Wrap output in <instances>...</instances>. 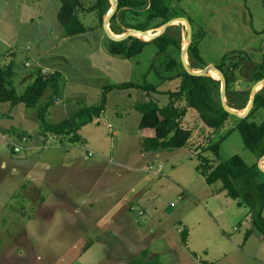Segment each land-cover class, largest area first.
I'll return each instance as SVG.
<instances>
[{
    "label": "rangeland",
    "instance_id": "rangeland-1",
    "mask_svg": "<svg viewBox=\"0 0 264 264\" xmlns=\"http://www.w3.org/2000/svg\"><path fill=\"white\" fill-rule=\"evenodd\" d=\"M109 1L112 8L113 2ZM143 2L139 11L147 10V2ZM171 3L169 0L172 12L183 14L195 25L210 14L209 8H203L202 0ZM249 5L248 31L263 30L264 0H249ZM60 8V0H0V66L11 68L9 88L14 87L21 95L38 73L61 75L59 94L54 96L48 90L40 103L53 102L47 112L48 122L58 124L73 118L81 109L99 106L108 85L148 83L160 93L113 91L108 95L103 116L78 132L80 141H75L74 133L44 134L38 116L40 106L0 104V264H108V256L113 254L106 255L100 242H91L103 229H88L101 218L105 219L106 228L129 225L130 235L133 229L153 233L146 246L151 252H160L165 264H264V236L254 230L249 241L244 242L247 231L253 228L252 222L245 219L247 208L239 207L237 201L228 197L221 182L208 185L200 170L202 158L214 166L235 155L250 167L263 163V157L258 158L245 147L241 133L235 129V120L221 130H213L196 111L190 110L181 121V126L191 131V139L184 148L159 153L142 151L140 143L148 133L139 129L142 116L135 105L154 100L161 107L166 106V93L180 87L181 80L176 78L179 69L170 63L174 60L184 68L185 23H174L161 32L177 41L181 39L180 49L171 44L156 56L159 49L152 43L140 55L127 60L109 54L110 37L104 22L102 27L86 34L65 38L58 20ZM225 12L221 10V18L226 19ZM126 13L118 26L125 30L123 34L134 30L127 27L148 25L158 31L166 24L153 29L163 22ZM79 16L86 26L98 23L95 13ZM238 19L244 23L239 14ZM246 32L242 27V36L230 41L204 38L200 43L204 62L217 65L226 54L243 52L244 42L251 43L250 47L264 42V37L252 38L251 42ZM257 49L251 54L234 55L232 62L227 63L231 77L226 92L229 107L244 108L251 99L259 82L255 73L264 64V43ZM193 69H199L196 62ZM216 81L221 84L216 99L222 103V83L219 78ZM258 93L264 97V84ZM227 94L232 95V101ZM252 119L262 121L264 110ZM218 143L219 157L210 150ZM16 147L21 148L20 152H16ZM91 152L93 156L88 157ZM13 167L16 170L12 171ZM18 169L30 172L26 175L21 171L18 176ZM45 171L52 176V190L35 180ZM257 180L253 170L237 181L236 187L260 199L255 187ZM113 218L117 221L113 222ZM183 230L191 232L186 245ZM121 236L115 240L124 242L127 235ZM90 243L91 248L79 259L78 254ZM116 243L109 244L110 249L106 250L113 251Z\"/></svg>",
    "mask_w": 264,
    "mask_h": 264
},
{
    "label": "trees",
    "instance_id": "trees-1",
    "mask_svg": "<svg viewBox=\"0 0 264 264\" xmlns=\"http://www.w3.org/2000/svg\"><path fill=\"white\" fill-rule=\"evenodd\" d=\"M60 2L61 8L58 13V20L63 28L65 38L83 35L102 27L104 18L111 9L109 0H60ZM142 2V0H117V9L110 18L111 31L116 34H123L125 32V30L119 29L118 26H121L119 20L123 21V16L128 14L126 12L140 16L146 15L148 21L151 22H163L153 29L160 28L164 23L175 19H186L183 14L172 12L169 0H144L145 3L147 2V10L139 11ZM170 4H172L171 0ZM81 13H95L98 18L97 25L93 24V27L86 26L80 19L79 15ZM188 21L191 24L193 34L192 42L188 47L189 57L193 62L198 64L199 69H206L209 65L201 57L199 48L201 41L205 38L206 32L199 25H195L192 20ZM127 29L154 31L148 25H137L127 27ZM152 43L156 44L159 49L156 56L163 54L171 44L176 45L178 49L181 48V39L177 41L167 34H162L149 42L134 37H128L124 40L109 39L107 50L113 56L131 60L140 55L144 48ZM241 54L247 55L243 52L228 53L223 57L221 63L215 66L216 69L225 75L227 89L231 83L230 70L227 69V66H229L227 63L232 62L231 57L234 55ZM170 64L179 69L176 78L181 80V84L178 90L166 93L169 97L168 104L161 107L156 101L149 100L138 102L135 105V109L142 116L139 129L154 132L152 136L145 137L141 141L140 144L143 152L149 153L184 148L191 139V131L184 129L181 126V121L190 110H194L200 115L203 123L213 130H221L227 123L235 120V129L241 133L245 147L255 153L258 158L261 159L264 157V119L262 121L252 119L260 110H264V97L261 94H257L254 105L248 115L245 117L233 115L225 110L222 103L216 99L220 94L221 84L219 81L211 77L192 75L182 65L178 67V63L174 60ZM234 66L237 68L239 63ZM259 67V72L255 73L256 81L264 79V64L259 65ZM11 73V68L7 69L0 66V104L10 103L12 106L21 104L26 108L40 106L38 116L43 133L55 135L74 133L76 134L75 141L81 140V137L78 135L81 128L103 116L106 111L108 95L113 91L139 90L147 94L151 92L160 93L157 87L148 83L142 85L133 82H124L117 85H108L104 87L101 104L99 106L81 109L73 118L65 119L58 124H52L47 121V112L53 104L52 100L43 105L40 103L48 90L54 96L59 94L61 75L59 73L51 75L38 73L35 81L27 87L23 94L19 95L14 87L9 88L7 78ZM227 95L229 102L232 101V95ZM238 107L241 106L238 105ZM210 150L219 157L220 144L212 145ZM201 161L200 170L206 175V183L208 185L221 182L223 190L227 192L228 197L237 201L239 206H246L250 209L253 228L247 231L246 239L252 235L254 230L264 236V172L261 171L259 166L257 164L253 167L248 166L238 155L216 166L212 165L208 159L202 158ZM253 170H255L259 179L255 187L260 199H257L250 192L243 193L236 187V182L246 178ZM181 234L183 241L186 242L187 230H183ZM90 247L91 243L87 244L84 250L87 251ZM129 264L161 263L157 259L148 260V252L144 251L140 259L132 261Z\"/></svg>",
    "mask_w": 264,
    "mask_h": 264
},
{
    "label": "crops",
    "instance_id": "crops-1",
    "mask_svg": "<svg viewBox=\"0 0 264 264\" xmlns=\"http://www.w3.org/2000/svg\"><path fill=\"white\" fill-rule=\"evenodd\" d=\"M226 2H227V0H220V1H218V0H202L203 8L204 9L209 8L208 12L210 13L209 16L205 20H202V22H200V24H199L206 32L205 39L209 38V36H213L214 38H222L226 41H230V40L235 39V37H237V36H242V27L244 28V31H246V29H247L246 35L250 36L251 42L253 41L252 38L263 39L264 29L263 30H256V32L251 31V30L248 31V29H249L248 28V26H249L248 25V11H251L250 10L251 6L249 5V0H229L227 3ZM213 6H215L217 9L214 10L212 8ZM247 9H248V11H247ZM221 10H222V13L224 12V10H226V12H225L226 14H224L226 19L220 17ZM238 14L242 17V22H244V23H242V24L240 23V21L238 19ZM262 44L250 47L251 43L249 45H247L246 42H244L243 46H246V49H244L243 52H245L247 54H251V52L255 51V49L257 51L258 50L257 47L262 46ZM200 51H201V49H200ZM222 59H223V57H222ZM222 59H221V61H222ZM221 61H220V63H221ZM219 64H217V65H219ZM217 65L212 64V63L209 64V66H217ZM143 131H146L148 133L147 134L148 136H151V132H153L151 130H143ZM149 153H153V152H149ZM155 153H159V152H155ZM48 168H50V166H47V169ZM11 170L13 171L16 169H15V167H13V169H11ZM18 170H19L18 176H21L20 175L22 173L21 171H23V173L26 175L30 172V170H23V169H18ZM34 170H36V167L34 168ZM86 171H90V170H86ZM36 175H37V173H36ZM13 176L15 178L18 177L15 174H13ZM39 177L40 178H36L35 180L38 179V182H40V185H43V188L48 187L51 190L54 188L52 176L51 175L48 176L46 171L41 172ZM9 180L11 181V178H9ZM24 180H25V177H24ZM23 188H25V187H23ZM15 199H17V198H13V200H15ZM239 207L247 208L246 206H239ZM247 210H248L247 211L248 213H247L245 219L248 222H250V221L252 222L250 209L247 208ZM83 219H85V217H83ZM104 220H105L104 218L103 219L101 218L99 220L98 224H96V225L90 224L88 226V229H90L91 227H95V226H98V227L101 226L103 231L105 229L108 230L105 232L102 231L101 234L96 235L94 237L95 240L91 241L93 243L94 242H96V243L100 242L101 244H103V248L107 252L106 255H112L113 254V256H108V264H114L116 262H120L121 264H129L132 261L140 259L143 255L144 251L148 252V260L157 259L161 264H165L163 257L161 256L160 252H157V251L151 252L148 250V248L146 246L149 244V242H151L150 238H153V235H152L153 233L145 234L143 232L137 231V229H133L134 233H131V235H130L129 231L127 230L129 225L125 224L126 223L125 221H123V223L125 225L120 226L119 228L115 229V228H110V226H108L106 228V225L103 227V225H104L103 221ZM116 221H117V218L116 219L113 218V222H116ZM123 233H125L127 235L128 240L126 238L124 242H120L119 240L116 241L115 239H118V236H120L122 238L121 235H123ZM190 236H191V232L188 231L186 243H184L185 245L188 244ZM248 239H246V237H245L244 242L245 243L248 242L249 241ZM114 243H116V245H115V249L113 251L109 252L108 250H106V248L110 249L109 244H114ZM133 246H135L136 248L134 249ZM84 249H83L82 254H78V255H80V256H78L79 259L82 258L84 253H87V251L89 250L88 249L87 251H85ZM132 250L134 251V253H132ZM208 256L209 255L206 254V258H208ZM228 256L230 257L231 254ZM205 263L206 264H213L212 262H209V261H207Z\"/></svg>",
    "mask_w": 264,
    "mask_h": 264
},
{
    "label": "water",
    "instance_id": "water-1",
    "mask_svg": "<svg viewBox=\"0 0 264 264\" xmlns=\"http://www.w3.org/2000/svg\"><path fill=\"white\" fill-rule=\"evenodd\" d=\"M113 2V7L111 8L112 11H110L109 15H107L105 17V21H104V25H105V29L110 37V39L112 40H124L128 37H134L135 34H142V35H145L146 31H139V30H129L127 33L121 35V37H116L115 35L112 34L111 32V29L109 28V25H110V18L112 17V15L114 14V12L116 11L117 9V6H118V3H117V0H111ZM183 22L185 23L186 25V29H187V39H188V46L186 48L183 47V50H182V61H183V65H184V68L185 70L192 74V75H196V76H204V77H209L207 71L208 69L211 67L213 70H215L218 74H219V80L221 81L222 83V91H221V101H222V106L225 110H227L228 112H230L231 114L233 115H237V116H240V117H245L249 112L250 110L252 109L253 105H254V102H255V99H256V96L258 94V88L264 84V79L259 81L253 88L252 90V93H251V99H250V106L249 108L247 109L246 113L243 114V115H239L236 111H234L233 109H231L228 105H227V102H226V92H227V80L225 78V75L223 73H221L218 69H216L215 66H208L206 69H201L200 71H194L192 70L188 65L187 63L183 60L184 59V55L185 54H188V47L190 46L191 42H192V37H193V34H192V27H191V24L189 23L188 20L186 19H175V20H172V21H169L168 23H166L164 26H162V28L160 29V33H158L154 38H152L151 40L149 41H152L154 39H156L157 37L161 36V32L166 28L168 27L169 25H172L176 22ZM143 41H146V40H143ZM149 41H146V42H149ZM264 160V157L262 158ZM259 168L261 169V171L264 172V167L262 166V164L260 163L259 164Z\"/></svg>",
    "mask_w": 264,
    "mask_h": 264
},
{
    "label": "bare ground",
    "instance_id": "bare-ground-1",
    "mask_svg": "<svg viewBox=\"0 0 264 264\" xmlns=\"http://www.w3.org/2000/svg\"><path fill=\"white\" fill-rule=\"evenodd\" d=\"M112 11V10H111ZM180 22V21H179ZM179 22H176V23H179ZM183 23V22H182ZM159 31L160 30H158V31H146V33H145V35H142V34H135V36L136 37H138V38H141V39H143V40H146V41H149V40H151L152 38H154L158 33H159ZM155 32V33H154ZM117 37V36H116ZM119 37H121V36H119ZM188 46V39H186L185 41H184V45H183V47L184 48H186ZM186 63H187V65L192 69V70H194L193 69V62H192V60L190 59V57H189V55L188 54H185L184 55V59H183ZM192 62V63H191ZM211 68V67H210ZM201 69H197V70H194V71H200ZM207 73H208V75H209V77H211V78H213V79H215V80H217L218 78H219V74L215 71V70H213V69H209L208 71H207ZM262 87V85L258 88V90L260 89ZM228 105V104H227ZM249 106H250V101L247 103V105L244 107V108H242V109H239V108H232V107H230L231 109H233L234 111H236L239 115H243V114H245L246 113V111H247V109L249 108ZM263 165V167H264V160H263V163H262Z\"/></svg>",
    "mask_w": 264,
    "mask_h": 264
},
{
    "label": "built area",
    "instance_id": "built-area-1",
    "mask_svg": "<svg viewBox=\"0 0 264 264\" xmlns=\"http://www.w3.org/2000/svg\"><path fill=\"white\" fill-rule=\"evenodd\" d=\"M27 66H29L28 64H27ZM20 147H16V152H20ZM93 156V153L91 152L89 155H88V157H92ZM143 213L141 212V215H142Z\"/></svg>",
    "mask_w": 264,
    "mask_h": 264
}]
</instances>
